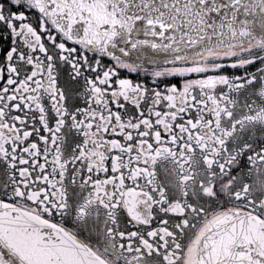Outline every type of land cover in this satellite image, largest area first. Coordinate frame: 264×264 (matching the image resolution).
I'll use <instances>...</instances> for the list:
<instances>
[{
	"label": "snow or ice",
	"instance_id": "obj_1",
	"mask_svg": "<svg viewBox=\"0 0 264 264\" xmlns=\"http://www.w3.org/2000/svg\"><path fill=\"white\" fill-rule=\"evenodd\" d=\"M0 264H264V0H0Z\"/></svg>",
	"mask_w": 264,
	"mask_h": 264
}]
</instances>
